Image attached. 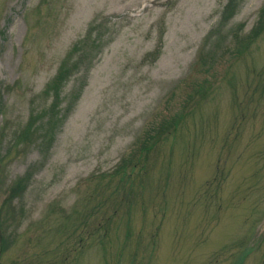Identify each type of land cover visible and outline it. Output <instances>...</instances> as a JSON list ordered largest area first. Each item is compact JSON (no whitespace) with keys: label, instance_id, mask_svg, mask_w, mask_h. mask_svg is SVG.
Returning a JSON list of instances; mask_svg holds the SVG:
<instances>
[{"label":"rangeland","instance_id":"1","mask_svg":"<svg viewBox=\"0 0 264 264\" xmlns=\"http://www.w3.org/2000/svg\"><path fill=\"white\" fill-rule=\"evenodd\" d=\"M229 1L0 0V264H264V0Z\"/></svg>","mask_w":264,"mask_h":264},{"label":"trees","instance_id":"2","mask_svg":"<svg viewBox=\"0 0 264 264\" xmlns=\"http://www.w3.org/2000/svg\"><path fill=\"white\" fill-rule=\"evenodd\" d=\"M234 1L235 0H230L229 1V3L226 6V10L227 11L231 10V8H232V6L234 4ZM63 78H64V68L61 69V71L59 72V75H58V78L57 79L62 80ZM54 91L56 92V88L54 89Z\"/></svg>","mask_w":264,"mask_h":264}]
</instances>
